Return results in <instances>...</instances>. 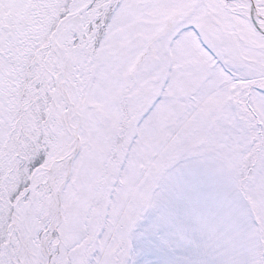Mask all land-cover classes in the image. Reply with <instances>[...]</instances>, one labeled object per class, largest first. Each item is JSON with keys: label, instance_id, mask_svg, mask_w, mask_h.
<instances>
[{"label": "snow or ice", "instance_id": "6c2138e0", "mask_svg": "<svg viewBox=\"0 0 264 264\" xmlns=\"http://www.w3.org/2000/svg\"><path fill=\"white\" fill-rule=\"evenodd\" d=\"M0 264H264V0H0Z\"/></svg>", "mask_w": 264, "mask_h": 264}]
</instances>
